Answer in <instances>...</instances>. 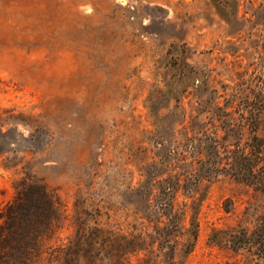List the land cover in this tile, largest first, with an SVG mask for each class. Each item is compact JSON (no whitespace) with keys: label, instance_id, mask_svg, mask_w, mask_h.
Returning a JSON list of instances; mask_svg holds the SVG:
<instances>
[{"label":"rangeland","instance_id":"1","mask_svg":"<svg viewBox=\"0 0 264 264\" xmlns=\"http://www.w3.org/2000/svg\"><path fill=\"white\" fill-rule=\"evenodd\" d=\"M231 2L0 0V202L16 191L56 202L41 225L54 227L49 239H11L0 264H164L162 239L124 256L89 252L84 239L110 227L160 240L172 186L186 212L176 260L264 264V197L232 175L242 171L220 119L258 104L264 76L252 62L263 49L248 14L264 0H239L235 22Z\"/></svg>","mask_w":264,"mask_h":264},{"label":"trees","instance_id":"2","mask_svg":"<svg viewBox=\"0 0 264 264\" xmlns=\"http://www.w3.org/2000/svg\"><path fill=\"white\" fill-rule=\"evenodd\" d=\"M230 1H232L231 5H233L234 10L232 22H235L237 19H240L238 17L240 4L239 0ZM218 7L221 12L223 4H219ZM248 15V22L252 24V31L249 33V36L258 38L259 45L263 49L259 58H253L255 62L253 61L252 65L256 63L254 68L260 75L262 74L264 76V3L260 5L259 11H253ZM221 17H224L223 14H221ZM225 21L228 24L231 23L227 19ZM256 21H259V24L255 23ZM258 27L262 29L259 30ZM256 89L257 92L255 95L258 104H252L251 108L247 111L241 110L238 105L229 106L221 112L220 119H222V124L225 122L230 127V130L226 128L225 135L231 139L229 140L231 143L229 147L232 146L234 148L230 151L233 157L234 168L236 171H242L232 175L252 187L254 191L264 197V78L260 81V85ZM237 117L241 121H246L245 134L241 125L236 123V120H238ZM2 121L4 122V120ZM2 121L0 120V129L4 125ZM243 135L246 136L245 140L247 143L241 146L240 141ZM12 167L14 166L7 159L1 160L2 169L10 170ZM26 192L16 191L11 201L5 203L0 202V251L11 239L20 238L24 245H30L31 243L38 244L41 240L49 239V235L55 231L54 227L50 224L43 231L41 225L55 221L56 202L53 201V198L46 191L31 200ZM162 192L166 202L160 216L167 219V224L163 228L155 226V234L160 240L154 235L149 240L138 237L137 240L131 242L124 235L115 234L110 227H96L88 235H85V245L88 247L89 252L95 245H98L108 256L113 253V250L118 251L119 255L124 256L140 251H148V249H153L155 243H161L162 240H165L168 246V253L166 255L168 260L164 264H183L182 260L178 261L175 259L176 248L172 244L178 236L183 235V223L186 219V212L178 213L175 208L178 188L172 186V188H168L167 191L164 189ZM42 198L47 200V202H42ZM82 229L88 231L86 227ZM161 231H165V233L162 234ZM196 238V230H193L191 236L186 240L187 248L183 252L184 256L192 251ZM96 240L101 242L97 244Z\"/></svg>","mask_w":264,"mask_h":264}]
</instances>
